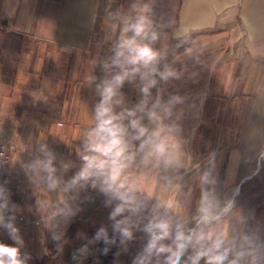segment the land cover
<instances>
[{"label":"crops","instance_id":"obj_1","mask_svg":"<svg viewBox=\"0 0 264 264\" xmlns=\"http://www.w3.org/2000/svg\"><path fill=\"white\" fill-rule=\"evenodd\" d=\"M144 5L158 34L153 46L163 57L186 44L185 56L174 64L180 78L171 86L184 98L174 109L181 129L178 159L150 174L146 193L153 201H172L174 215L182 218L183 204L204 187L201 176L208 172L215 188H243L237 207L264 229V0H0V142L7 141L11 156L7 173L16 216L28 220L20 230L22 252L31 255L27 264H76L72 254L87 242L77 239L78 232L91 238L101 226L112 231L111 209L89 190L67 223L69 242L58 256L49 225L57 219L62 194L46 192L24 164L41 142L61 158L76 160L99 99L95 87L104 76L102 65L123 19L134 20ZM108 8L121 15L107 21ZM136 83L122 89L129 106L141 98ZM38 200L45 207L38 208ZM136 235L120 264H132L142 233ZM90 247L83 264H104L99 243Z\"/></svg>","mask_w":264,"mask_h":264},{"label":"clouds","instance_id":"obj_2","mask_svg":"<svg viewBox=\"0 0 264 264\" xmlns=\"http://www.w3.org/2000/svg\"><path fill=\"white\" fill-rule=\"evenodd\" d=\"M148 11L144 5L134 20L122 21L112 55L102 65L104 76L95 87L99 99L92 123L80 138L76 160L61 158L41 142L24 164L25 173L46 192L62 194L56 201L57 219L49 225L57 255H63L69 242L64 232L81 211L82 194L91 190L102 195L103 206L111 209L112 235L106 226L91 238L78 232L77 239L87 242L72 254L76 264H83L91 254L90 246L100 242L103 255L117 247L112 264H120L119 257L128 253L137 233L142 236L132 264H264V229L253 226L237 207L238 188L220 197L216 181L205 172L191 222L174 215L172 201H153L145 191L152 172L177 162L181 129L174 109L184 103L175 94L164 99V86L181 74L167 63L161 67L163 54L153 46L158 34L152 30ZM105 12L107 21L121 15L119 9ZM126 82L136 83L140 94L134 106L126 103L122 91ZM6 183H0V229L13 243L0 241V264H27L31 255L22 252L24 240L15 223L19 206ZM36 206L42 209L45 204L38 200Z\"/></svg>","mask_w":264,"mask_h":264},{"label":"rangeland","instance_id":"obj_3","mask_svg":"<svg viewBox=\"0 0 264 264\" xmlns=\"http://www.w3.org/2000/svg\"><path fill=\"white\" fill-rule=\"evenodd\" d=\"M186 46V44H184L183 46H179L180 48H172V49H170L169 50V52H167L166 53V55L163 57V59H162V61H161V67H163V65L165 64V63H167V64H169V65H171L173 68H174V64H175V62L176 61H178L179 62V57H180V55L183 53L184 54V56H185V47ZM178 57L177 58V60L175 59V57ZM184 61H185V59H184ZM188 63V62H187ZM201 64V63H200ZM201 65H203V64H201ZM199 67H202V66H200L199 65ZM196 69H198V68H196ZM200 69H202V68H200ZM173 83V79L172 80H170L168 83H167V85H165L164 86V99H167L168 98V96L169 95H172V94H176V95H178L179 93H177V92H174V89L173 88H171V86L173 85L172 84ZM155 93H156V90L154 89V92H153V95H155ZM182 94H184L185 96L184 97H189V93L188 94H185V92H183ZM191 162L189 161L188 162V166H190L189 164H190ZM191 179V175L189 174L188 175V177H187V180H190ZM201 189L202 188H199L198 190H197V194H194V195H196V197L198 196V198H196L195 196H193L192 198H188V202L186 201L184 204H183V209H182V213H183V217H182V219L183 220H185V221H188V222H191V220H192V218H188V219H186L189 215L191 216V214H192V216L194 215V213H195V210H196V206H197V204H198V202L196 201L197 199H198V201H199V198H200V195H201ZM235 189H237V188H233V189H224V188H215V191H216V194L218 195V196H220V197H223V196H225L226 194H231L232 192H233V190H235ZM239 189V195L237 196V201H238V198L241 196V193H242V187H239L238 188ZM190 199V200H189Z\"/></svg>","mask_w":264,"mask_h":264},{"label":"built area","instance_id":"obj_4","mask_svg":"<svg viewBox=\"0 0 264 264\" xmlns=\"http://www.w3.org/2000/svg\"><path fill=\"white\" fill-rule=\"evenodd\" d=\"M13 145V143H12ZM11 163V156L7 151V141L2 139L0 142V183H6V187L10 190L11 194L14 191V186L12 183V179L10 175L7 173V168ZM40 221L36 220L35 223H39ZM17 227L21 230L22 226L28 223V220L23 215H17L15 221ZM0 241L4 243L11 244L9 237L6 232L0 229Z\"/></svg>","mask_w":264,"mask_h":264},{"label":"trees","instance_id":"obj_5","mask_svg":"<svg viewBox=\"0 0 264 264\" xmlns=\"http://www.w3.org/2000/svg\"><path fill=\"white\" fill-rule=\"evenodd\" d=\"M108 231H109V235L111 236L112 235V231H110V230H108ZM103 247H104L103 242H100L99 243V253H100L101 260L103 261L104 264H112L113 259H114V255L113 254L115 253L116 246H112L111 250L109 251V253L107 255H103L102 254L101 249Z\"/></svg>","mask_w":264,"mask_h":264}]
</instances>
